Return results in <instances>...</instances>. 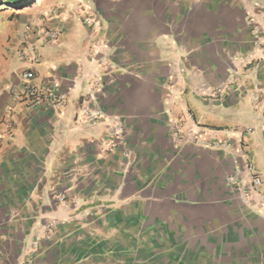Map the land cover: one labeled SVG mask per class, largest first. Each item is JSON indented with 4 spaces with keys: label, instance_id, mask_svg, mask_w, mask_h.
<instances>
[{
    "label": "crops",
    "instance_id": "crops-1",
    "mask_svg": "<svg viewBox=\"0 0 264 264\" xmlns=\"http://www.w3.org/2000/svg\"><path fill=\"white\" fill-rule=\"evenodd\" d=\"M85 2L0 52V264H264V0ZM28 70L61 108L19 100Z\"/></svg>",
    "mask_w": 264,
    "mask_h": 264
},
{
    "label": "built area",
    "instance_id": "built-area-1",
    "mask_svg": "<svg viewBox=\"0 0 264 264\" xmlns=\"http://www.w3.org/2000/svg\"><path fill=\"white\" fill-rule=\"evenodd\" d=\"M92 18V17H91ZM38 39L46 44H55L60 40V30L57 28H41L38 31ZM20 56L24 59H27L31 62H36L38 60L37 50L34 45L28 41L23 42L20 47ZM237 72L232 73L227 82L216 87L210 92V95L214 98L221 99L224 96V93L236 82ZM34 74L32 71H24L20 76L21 89L19 91V100L25 104L27 108H35L38 105L47 102L50 103L53 107L59 109L64 103V96L57 95L53 91V87L48 83L36 84L33 82ZM253 100H257V96H253ZM82 117L85 122H93L99 117L98 111H90L87 108H81ZM195 133L190 131L189 134H186L182 131V125L179 123L173 122L171 128V137L174 141H181L185 138H193ZM194 139V138H193ZM198 140V137L195 138ZM2 142V137L0 136V145ZM247 170L250 173L252 171L251 162H247ZM261 178L257 176L251 177V182L249 185V191L253 195H256L259 191L261 185ZM228 183H236L235 179H228ZM63 201V198H62Z\"/></svg>",
    "mask_w": 264,
    "mask_h": 264
},
{
    "label": "rangeland",
    "instance_id": "rangeland-1",
    "mask_svg": "<svg viewBox=\"0 0 264 264\" xmlns=\"http://www.w3.org/2000/svg\"><path fill=\"white\" fill-rule=\"evenodd\" d=\"M30 2L27 4L26 2ZM19 0L15 3L9 0H0V52L12 50L17 51L21 42V37H15L14 28L24 20L31 18H45L50 15L64 13L70 16V0ZM77 3L73 7L76 9L74 15L78 17L87 16V12L95 11L94 2L89 5L85 0H75ZM100 2V0H96ZM93 10V11H92ZM91 11V12H90ZM43 28H48L43 26Z\"/></svg>",
    "mask_w": 264,
    "mask_h": 264
},
{
    "label": "trees",
    "instance_id": "trees-1",
    "mask_svg": "<svg viewBox=\"0 0 264 264\" xmlns=\"http://www.w3.org/2000/svg\"><path fill=\"white\" fill-rule=\"evenodd\" d=\"M16 1H19V0H9V2H11V3H15ZM26 1H28V0H26ZM26 3L29 4L30 2L28 1Z\"/></svg>",
    "mask_w": 264,
    "mask_h": 264
}]
</instances>
